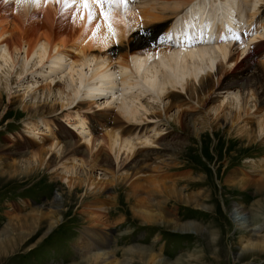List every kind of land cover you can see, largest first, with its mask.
Listing matches in <instances>:
<instances>
[{"label":"bare ground","instance_id":"obj_1","mask_svg":"<svg viewBox=\"0 0 264 264\" xmlns=\"http://www.w3.org/2000/svg\"><path fill=\"white\" fill-rule=\"evenodd\" d=\"M93 8L96 19L90 22L87 14L81 19L79 0L67 5L0 0V94L3 88L9 96L16 84L26 89L20 106L27 105L28 96L33 99L26 125L39 146L30 162L35 168L61 170L70 188L98 196L103 187L89 172L79 178L82 170L108 166L116 178L142 157L137 146L156 144L161 135L156 123L168 117L173 103H179L177 121L183 126L186 110L214 103L212 95L218 103L203 112L199 125L194 121L197 133L229 125L249 146L264 143V0H135L127 11L113 5L115 35L108 32L99 7ZM39 68L46 69L50 81L40 88L31 81L25 85V73ZM14 73L17 83L10 79ZM103 105L105 112L100 111ZM110 110L118 118L107 130L108 138L103 137L108 142L89 136L95 122L109 124ZM41 127L48 129L44 137L39 136ZM148 130L156 132L150 136ZM50 133L61 138L46 143ZM29 151L9 144L3 154L25 156ZM97 205L95 209L102 208ZM242 213L236 211L235 221L246 234L243 239L248 238L245 252L237 254L243 262L248 255L264 253V228ZM85 236L94 240L85 243H91L92 251L87 264L117 263L107 242L110 232L92 228Z\"/></svg>","mask_w":264,"mask_h":264},{"label":"rangeland","instance_id":"obj_2","mask_svg":"<svg viewBox=\"0 0 264 264\" xmlns=\"http://www.w3.org/2000/svg\"><path fill=\"white\" fill-rule=\"evenodd\" d=\"M45 73L44 68L25 73V85L47 84L50 78ZM16 78L14 73L10 79L17 83ZM25 91L15 84L9 96L3 88L0 94V264H87L94 240L85 235L92 228L110 232L107 242L118 264H264L262 252L238 261L248 238L243 239L246 234L235 221L236 211H242L247 220L255 219L264 228V143L249 146L229 125L221 131L207 127L197 133L194 121L218 103L213 95L214 103L186 110L183 126L177 121L179 103H173L168 117L156 123L161 132L156 144L137 146L142 157L116 178L108 166L82 170L79 178L84 180L89 172L103 187L95 196L86 188H70L61 170L30 164L39 146L26 125L33 99L28 96L25 107L18 103ZM106 109L103 105L100 111ZM117 118L116 110L108 111L109 124L100 127L95 122L89 136L108 142L103 137L108 138L107 130ZM42 129L40 137L48 134ZM215 132L220 133L213 136ZM50 134L46 143L61 138ZM9 144L32 152L6 156ZM96 203L102 208L95 209ZM86 241L91 243L85 246Z\"/></svg>","mask_w":264,"mask_h":264},{"label":"snow or ice","instance_id":"obj_3","mask_svg":"<svg viewBox=\"0 0 264 264\" xmlns=\"http://www.w3.org/2000/svg\"><path fill=\"white\" fill-rule=\"evenodd\" d=\"M21 2H32L39 4L40 0H21ZM50 2L61 3L67 5L69 0H50ZM80 4L84 9V13L81 14V19H83L84 14H87L89 21L96 19V13L93 6H97L100 9V16L103 18V21L107 24L108 32L112 35H115V29L113 27L111 10L113 5H123L125 11H127L130 3H135V0H79ZM107 5V8H105ZM100 25H97L96 31H99ZM95 35V33H94Z\"/></svg>","mask_w":264,"mask_h":264}]
</instances>
